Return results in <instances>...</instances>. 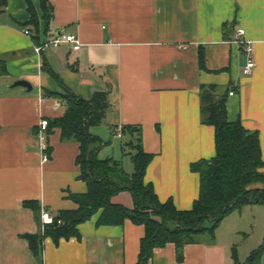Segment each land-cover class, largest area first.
I'll return each instance as SVG.
<instances>
[{"label": "crops", "instance_id": "crops-1", "mask_svg": "<svg viewBox=\"0 0 264 264\" xmlns=\"http://www.w3.org/2000/svg\"><path fill=\"white\" fill-rule=\"evenodd\" d=\"M49 1L55 16L47 31L34 1L39 33L29 23L25 0H7V7H0V264H137L145 228L131 221L99 226L101 211L79 225L81 239L55 244L47 238L40 258L30 248L26 237L44 233L42 214L77 210L70 195L88 190L80 179L77 141L62 139L61 130L51 127L48 150H42L39 124L62 118L67 110L65 101L46 94L64 91L45 70L44 58L77 96L91 100L109 93L105 121L90 129L106 143L101 152L126 139L111 159L132 174L129 144L140 134L145 152L154 156L145 182L162 203L172 200L178 210H191L200 194V175L192 165L216 156L215 129L201 120L203 86L235 93L228 96V120L259 134L264 160V0ZM237 29L245 31L243 43L236 41ZM57 34L76 35L80 49L64 43L38 52ZM251 57L257 66L246 76ZM18 80L29 81L33 90L8 88ZM30 201L40 205L38 215L25 207ZM114 202L134 206L128 192ZM258 207L264 205L229 213L214 237L186 245L182 260L175 244H168L155 250L149 264H236V259L246 264L259 247H249L242 263L238 240L251 230L248 212L254 214L257 243H264L259 218L264 210Z\"/></svg>", "mask_w": 264, "mask_h": 264}, {"label": "trees", "instance_id": "trees-1", "mask_svg": "<svg viewBox=\"0 0 264 264\" xmlns=\"http://www.w3.org/2000/svg\"><path fill=\"white\" fill-rule=\"evenodd\" d=\"M30 13V25L39 33V16L34 1L40 4L45 31L55 16V8L49 0H25ZM0 7H7V0H0ZM201 63L203 55H200ZM44 68L59 81L64 94L47 93V96L65 101L67 110L62 118L49 121L51 127L61 130L62 139L75 140L80 145L77 164L81 169L80 179L88 190L83 194H71L70 198L79 205L75 211H61L55 216L53 225H45L41 235L27 236L31 250L40 258L43 241L51 238L55 244L61 240L81 239L79 225L99 213L98 225H123L126 221L145 228L141 240L137 264H149L156 249L175 244L182 260L186 245L194 244L215 232L225 217L234 210L248 204L264 205V160L257 132L248 131L241 121L230 122L227 117L229 88L203 86L201 88V120L215 129L216 156L192 165L200 175V194L191 210L180 211L172 200L162 203L153 186L145 182L147 167L153 155L145 152L141 135L129 146L133 150L135 170L127 173L120 162L100 159L99 154L106 143L90 133L92 127L101 125L111 106L109 93H96L91 100L74 94L63 83L48 61ZM123 192L131 194L134 206L129 208L114 202ZM35 214L41 212L36 201L24 203ZM58 220L62 224H58ZM264 243L254 250L246 264H261ZM236 264H240L236 259Z\"/></svg>", "mask_w": 264, "mask_h": 264}, {"label": "built area", "instance_id": "built-area-1", "mask_svg": "<svg viewBox=\"0 0 264 264\" xmlns=\"http://www.w3.org/2000/svg\"><path fill=\"white\" fill-rule=\"evenodd\" d=\"M27 35H31L30 31H26ZM236 41H241L243 39H245V31L243 29H237L236 31ZM67 43V44H71L73 46V50L78 51L81 47V43L79 38L76 35H67V34H57L55 35L52 40L49 41H45L43 43V46L41 48L38 49V52L43 51L44 48L47 47H59L60 45ZM243 43V42H242ZM245 51L247 52V54H252L254 49L253 46L247 42V46ZM257 64L255 62V60L251 57L250 60L248 61V63L245 65L244 67V74L246 76H251L256 68ZM235 95V93L233 91H231L229 93L230 97H233ZM40 127V131L41 134L39 135V138L41 140V144H42V150L47 151L48 150V143H47V132H48V128H49V120L44 119L41 121V123L39 124ZM119 137H122L121 132L119 131L118 133ZM49 160V156L47 153L44 154V162H48ZM42 221L44 225H53L56 222L55 216L48 213V212H44L42 214ZM58 224H62L61 220H58Z\"/></svg>", "mask_w": 264, "mask_h": 264}, {"label": "rangeland", "instance_id": "rangeland-1", "mask_svg": "<svg viewBox=\"0 0 264 264\" xmlns=\"http://www.w3.org/2000/svg\"><path fill=\"white\" fill-rule=\"evenodd\" d=\"M125 140H114V145L111 144V145L107 146L106 150L103 151V153L101 152V154H99V158L100 159H106V158H113L114 156H116L119 153L118 152L119 151L118 148L120 149L121 146H124L123 142ZM114 146H116V148H114L116 151L113 150ZM127 150L130 151L129 149H127ZM258 208H260L259 210H264L263 207H258ZM253 210H256V209H253ZM245 216H246V213H244V217ZM247 216L251 217V221L249 223L250 226H251V230H248V232H246L245 235H241V237L238 240V249L240 251V257H242L241 259L243 260L242 263H245V261L247 259L246 257L248 255L249 251H251V250H249V247H252L250 249H255L256 247L260 246V244H258L259 242L257 243V241H259V240H256V236H257L256 228H252L254 226V224H255V222H254V214L248 212ZM261 216H262L263 222H264V214L263 213L259 214L260 220H261ZM205 236H206V238H212L209 234L204 235V237ZM261 264H264V254L262 256Z\"/></svg>", "mask_w": 264, "mask_h": 264}, {"label": "water", "instance_id": "water-1", "mask_svg": "<svg viewBox=\"0 0 264 264\" xmlns=\"http://www.w3.org/2000/svg\"><path fill=\"white\" fill-rule=\"evenodd\" d=\"M23 87L27 89L28 92L33 90V85L27 80H18L14 84L10 85L8 88Z\"/></svg>", "mask_w": 264, "mask_h": 264}]
</instances>
